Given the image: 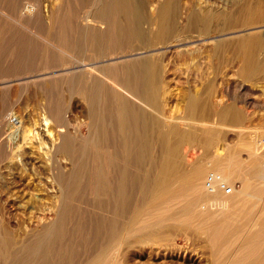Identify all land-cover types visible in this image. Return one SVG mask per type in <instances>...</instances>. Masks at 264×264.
<instances>
[{"label":"bare ground","instance_id":"6f19581e","mask_svg":"<svg viewBox=\"0 0 264 264\" xmlns=\"http://www.w3.org/2000/svg\"><path fill=\"white\" fill-rule=\"evenodd\" d=\"M78 1L80 9L84 10L82 18L86 24L101 25L103 30L88 26L76 29L75 26L76 38L72 40V48L81 60L74 56V65L78 64L80 66L77 68L82 69L86 67L83 62L87 60L102 66L89 69V72L98 75L88 78L84 75L87 70L76 73L72 72L76 67L69 69L73 76L69 81L71 92L80 100L74 104V108L80 107V114L86 117L85 123H73L77 120L73 110L65 111L62 104L53 107L51 97L46 98L42 106L39 105L41 112L38 114L36 109V114L31 108L24 109V115H18L21 120L17 128L10 126V123L11 131L0 157L3 164L0 167V188L8 190L6 202L16 210L26 207L29 202L37 204L43 213H54L55 220L38 230L33 239L26 240L18 248L13 231L4 223L0 224V245L17 249L0 250L3 264H75L73 245L76 242L72 238L79 232L81 234L82 218L94 216L95 233L104 235L106 241H113L123 238L125 232L135 231L137 218L150 214L151 210L147 208L150 200H155L162 208L165 205L177 206L172 207L174 209L168 207V213L161 223L176 221L191 214L197 202L188 203L186 193L194 189L197 198H201L204 190L200 188L199 182L203 181L209 165L224 175L227 182L236 177L235 170L240 164L235 162L232 152L224 158L218 154L211 156L207 152L208 148L218 146L223 136L221 131L204 130L199 125L191 124L189 129L181 130L176 122L168 121L165 117L167 95L173 86H189L185 98V119L198 123H216L231 130L243 126L245 139L251 140L243 148L250 156L246 171L252 176H264V31L254 30L256 26L264 27V5L261 1L254 3L253 0V3L246 4L240 11L232 12L226 2L219 6L211 0H190L191 4L184 6L182 0H161L154 14H151L154 0ZM40 5L26 8V14H34L36 10L40 12ZM75 10L66 0L62 6L54 8L51 17L55 51L62 55L67 54V49L61 42V33L59 35L56 31L66 28L64 14ZM3 12L0 11L5 15ZM22 15L19 20L14 16L6 17L20 22L27 29L24 24L26 19ZM183 15L185 24L181 27ZM245 28L250 32L238 38L211 41L213 36L223 37ZM193 34L206 40L205 43L202 45L199 40L200 45L194 48L181 49L175 55L170 53L172 50L168 49L169 45L177 43L180 38V42L186 44ZM151 51L156 53L138 56ZM121 57L126 59L119 60ZM186 59L192 64L180 75L177 66ZM93 65L88 66H96ZM230 69H236V72L232 74ZM194 71L195 78L192 77ZM42 74L36 75L34 79L37 81L33 82L45 81L48 74ZM182 75L187 76L188 81L181 82ZM228 77L242 80L244 85L241 87L245 91L242 103L262 113L256 133L260 139L258 142H254L255 113H247L235 105L234 97L229 94L233 84L224 80ZM198 83L201 85L200 90H197ZM0 87L4 90L5 83H1ZM218 88L231 103L223 102L222 106L220 104L216 108L212 98L218 93ZM256 88L261 90L257 92L254 90ZM84 128L87 129V135L79 138ZM185 147L194 151L195 148L205 149V152L199 161L187 164L189 162L183 153ZM254 151L257 154L253 157ZM240 176L243 181L249 182L248 177ZM204 186L206 189L205 181ZM207 191L205 195L211 201L219 199L220 190ZM243 191L248 192L247 185ZM41 193L49 197L48 203H42ZM222 193L227 197L234 194ZM256 195L263 200L264 188H260ZM180 203L181 206H178ZM224 205L226 210L230 209L227 203ZM203 216H194L188 222H180L181 225H166V228H159L155 234L143 237L155 242L159 238L158 233L183 231L189 227L187 225L190 222L202 219ZM0 217L2 222L11 220L10 215L4 213ZM73 219L74 224H71ZM230 221L225 219L219 226L209 228L208 231L214 233L209 236L214 247H222L223 243H227L223 235L232 230ZM258 223L259 230L255 233L242 230L245 232L241 237L243 242L237 250H242L239 251L242 253L246 250L242 258L250 262L256 254L255 250H259L258 264H264V216ZM69 224L73 225L72 228ZM205 233L207 236V231ZM229 251L226 250L224 254L230 255L231 259L222 264L244 263L241 257L233 258L234 255ZM222 252L216 250L217 254ZM102 253L103 250L98 251L101 257ZM93 259L91 261L94 262L98 258ZM96 264H104L103 258Z\"/></svg>","mask_w":264,"mask_h":264},{"label":"rangeland","instance_id":"374dc122","mask_svg":"<svg viewBox=\"0 0 264 264\" xmlns=\"http://www.w3.org/2000/svg\"><path fill=\"white\" fill-rule=\"evenodd\" d=\"M211 1L215 3L217 2L219 6H222L223 2L224 3L226 2L228 3L227 5L231 6L230 10L232 12H237L240 11L239 9L243 8L246 4L251 3L253 0H211ZM259 1H261L264 5V0H254L253 2L256 3ZM65 2L66 0H0V11L1 12L4 11L3 13H5V15L4 14L2 15V13H0V72H1L0 84L5 83L4 90L0 89V157L3 154V147L7 143V139L11 131L10 130L11 128L9 127L10 123H11L10 126H12L13 128H17L16 126H18V122L13 124L12 122L13 119L16 118L17 121L21 120L18 115L23 116L25 113L24 109L27 108L29 110L32 109L31 110L32 112L36 109L35 111L37 112V114L38 112L40 113L41 110L39 108L42 106L41 105L42 103L47 101L46 98L49 99L51 97L53 102V107L56 106V104H62L65 108V111L68 112L73 110V112L77 115V120L75 119V122L73 123L83 124L86 122L85 115H82L79 112L80 107L77 109L74 108V104H76L80 100H78V96L76 94L71 92L70 89L71 86L69 84V81H71L73 77L69 73L71 72L69 71V69L71 70L72 68L74 69L75 67L77 68L80 66L78 64L74 65L75 63L74 56L76 58L78 55L77 52L73 51L72 40L74 41V39L76 38V33H75L76 29H81V28L83 29L86 26L97 30L98 29L103 30V28H101V25H96L95 23L86 24V22L82 18L84 17L83 16L84 10L83 8L80 9L78 4L79 1L69 0L71 7L74 9L76 8V10L73 13L64 12L65 13L64 17H66L65 20L66 28L64 30L63 28H59L58 30L60 31L58 30L56 31L58 32L59 35L60 33L62 35L61 42L63 41L62 43L66 46L67 54L62 55L56 52L54 46L55 41L54 38L52 37L54 35V30L53 28H51V24H52L51 17H53L54 8L57 5L62 6ZM159 2H161V0H154L153 6H151V14H154V11L156 10ZM182 3L184 6H188L191 4V1L182 0ZM37 4L42 5V8H40V12L36 10L34 14H31L32 17L31 15L26 14L27 12L26 8H31V6H33V8H36ZM46 6H48V8ZM50 6L51 7L53 6L54 8L53 7L51 8ZM20 14L25 15L22 16L24 20L26 19L24 21L25 22L24 24L27 26V29L26 27L21 26L20 22L18 23L14 19H10L6 17L8 15L14 16L19 20ZM184 19L185 16L183 15V19L181 20L180 23L181 27H183L185 24ZM72 23L74 26L72 25ZM48 27L50 28L48 29ZM262 27L263 26H256L254 30H257V32H263L264 27L263 28ZM249 32L250 31L245 28L242 30L230 32L223 37L221 35L213 36L211 41L215 42L217 40H222L224 38H228V39L238 38L242 35L248 34ZM40 36H42V38ZM196 36L197 35L194 34L191 35L190 36L191 38L187 40L188 42L186 41L187 42L186 44L185 42H180L181 41L180 38L177 43L171 44V46L169 45L168 49L171 48V50L173 51V52L171 51L170 53H173V55H175L177 52H180L181 49L183 50V49L194 48L199 44L200 41L202 42V43L200 42V44L203 45L206 40L202 38H198ZM43 37L46 39L50 37V39L53 40L51 41L50 39H48L49 40L48 41L45 40ZM67 42L68 43L70 42V44H68ZM154 53H156V51L154 52L151 51L148 53L146 52L140 53L138 56H145V55L149 56ZM80 58L81 57H79L78 60ZM123 58L125 57H121L119 60L126 59ZM83 63L86 64V67H83L82 69L77 68L72 72L79 73L83 70L84 71L87 70V72L84 74L85 77L87 78L95 77L98 74L95 72L91 73L88 70L91 68L97 69V67L102 66V65H98L97 62L94 63V62H89L87 60ZM87 64L88 65L94 64L96 66L93 65L94 67H90ZM191 64H192L191 61L188 59L184 60L183 62H180L179 66H177V69H180L178 70L179 71L178 73L181 75V72L182 73L185 72L186 67ZM230 71H232L233 74L234 72H236V69L233 70L230 69ZM38 73L41 74L43 73L42 76L45 74L48 75L46 76L45 81L34 83L35 81H37L34 79L35 76L41 75ZM192 75H194L192 77L195 78L196 72L194 71ZM30 76H32V78ZM210 77L212 78L213 76L211 75ZM187 78H188L187 76L185 77V75L184 76L182 75L181 82H186ZM200 80L201 79L199 78L198 81ZM224 80L226 82H229V84H233V87L229 88L230 91L229 94L234 97L235 105H237V107L240 109H244L247 113L249 112L255 113V118L253 119V126L256 127L255 128L256 131L254 130L255 131L254 142H258L260 139L258 138V134L256 135V133L258 127H260L259 120L262 113L260 112V110L253 108V106L250 107L245 106V104L242 103L243 97L245 95V91L243 87H241L243 82L240 78L228 77V78H224ZM188 87L189 86L186 84L185 85L181 84V86H173L170 89L167 95V102L164 108L165 117H167L168 121L176 122L181 130L189 129L191 124V126L199 125V127H201L204 130L210 131L217 129L221 131L220 133H222L223 136L220 142L218 143V146H213L211 148H208L207 152L211 156L218 154L221 155L223 158L227 157V155L232 152L233 159L235 160V162L240 164L238 169L235 170L236 177H233L231 181L227 182L225 180L224 175H222L216 169L211 168L209 165V168L206 170L203 181L199 182L200 188L202 189L203 187L204 190L203 193L201 194V198L200 197L197 198L194 189L190 191L188 190V192L186 193V197L189 198L187 199L188 203L191 201L197 202V205L195 206V209L191 214H186L185 216L181 217L179 220L176 221L161 223L162 218L166 215V213H168V210L177 208V206L174 204L169 206L165 205L162 208L157 205L158 202H156L155 200H150L149 202L150 204L147 206V208L151 210L150 214L147 216L141 215L140 217L137 218L135 224V231L133 230L132 233L125 232L122 235L123 238L120 237L113 241L112 240L106 241L104 235L96 234L94 229L96 225V220H95L96 218H94V216L91 215L90 216L85 215L86 217L81 219L82 222L81 224L83 225V227L81 228V234L79 232L78 234L73 235L72 238V241L74 242L75 240L76 242V244L73 245V248L75 250V257H74L75 264H84V263L86 264L89 262L90 264L92 263L96 264V262L100 260V258L101 260L103 258L104 264H111L110 262H112V264L115 263L116 264H222L223 261L231 259L230 255L226 256L224 254L226 250H230L229 252H231L232 255H234L233 258L238 259L244 256L246 250H243V253L239 252L242 250H237L243 242V239L241 238L244 235L243 233H245L243 231L250 232L252 230V233L257 232L259 230L258 221L262 216H264V199L260 200L261 198H259L256 195V192L260 188H264V182H263L264 176L262 174L252 176L249 175L248 172L246 171L247 170L246 164L250 160V156L246 151L243 150V148L246 145V143L247 144L250 143L251 140L245 139L246 133L243 126L241 128H235L231 130L226 126L223 125L219 126L216 123H198L185 119V115H186L185 98ZM200 89H201V85L198 83L197 90ZM254 90L259 92L261 89L256 88ZM41 97L43 98V100H41L42 99ZM39 102L41 103L39 104ZM223 102L226 104L229 102L231 103V101L227 98L226 94L222 93L221 89L218 88V93H216V95L212 98V103L214 106H216V108H219L220 104L221 106L222 104H224ZM39 105L41 106L39 107ZM79 105L84 107V104L82 103H80ZM35 111L34 113L36 114ZM14 112H16L17 115ZM18 112L20 114H18ZM7 121L9 122L7 123ZM86 135H87V129L84 128L79 138H84L86 137ZM204 152L205 149L203 150V149L195 148L194 151V149L189 147L187 148L185 147L183 150V153L186 156L187 161L189 162L187 164L196 163L197 161H199V159L203 157ZM256 154L257 152L254 151V154H252V156L254 157V155ZM0 160L2 159L0 158ZM0 163H1L0 167H2L3 164L1 161ZM211 171L221 174L223 179L226 181V183L235 187V192L232 196L227 197L223 195L222 192L219 191L220 193L219 199L217 201H211L205 195L207 194L206 192L208 191L205 189L204 181L208 173H210ZM240 174H242L243 177L244 176L248 177L250 179L249 182L243 181L241 179ZM245 185L248 186V192L243 191ZM8 196H9L8 190L0 188V214L4 213L6 214V216L10 215V219H11L10 221L5 220L4 222H2L0 217V224L4 223L5 225L9 226V228L13 231L18 248L26 240H29L30 238L33 239L37 234L38 230L40 231L43 227L53 222L55 220V214L43 213V209L38 208L37 204L31 202H29L26 205V207L21 208L19 210L13 209L12 206L8 205L9 203L6 202ZM40 199L42 200L43 204H46L50 201L48 200L49 197L45 193H41ZM225 203H227V205L230 206L229 207L230 209L226 210L224 208ZM77 205L82 206L81 204H77ZM178 206H181V203ZM199 214H203L204 215L203 218L193 220V222H190L191 224L187 225L189 227L183 231L177 230V232L174 231L169 234L158 233L157 235L159 236L158 238L159 241L156 240L154 242L151 239L149 240V238H147L146 240L143 237L151 233L155 234L156 231L159 230V228L163 229L166 228L167 226H170L171 224L181 225L182 222H188L190 219H192V217L194 216L197 217L199 216ZM150 217L152 218L150 219ZM146 218L149 219L147 220ZM225 219L232 220L230 222L232 223L231 225L233 228L232 230L225 232L223 235L226 239V241L224 242L227 243L226 244L223 243L222 247H214L209 241L210 239L209 236H211V234L214 233L213 231H208V230L210 227H216L217 225L219 226L220 223ZM73 221L74 219L70 223L74 224ZM141 221H142V225H140ZM234 221L235 222L237 221V223H235ZM14 224L16 225V227H14L15 226ZM71 224H69V227L71 226L72 228L73 225ZM246 228L247 229L250 228V229L247 230ZM206 231H207V236L205 235ZM127 236L129 238H127ZM1 237L2 234H0V238ZM239 239H241L240 242ZM117 240H120L121 243L119 244ZM102 244L104 245V247L108 246L107 250L106 247L104 249ZM116 246L118 248H116ZM110 248L111 250L109 251ZM14 249H16V247L10 249V248L2 247L0 245V250L5 251V250H14ZM99 250H103L102 253L103 255L101 254L102 257L99 256L100 254H98ZM216 250H220V252L222 251L223 252L219 253L220 254L219 255L216 253ZM258 252L259 250H255L256 254H254L255 256L252 258V262H250V260L242 258L244 260V263L258 264L259 263ZM94 257L95 259L98 258L97 261L95 260L96 262L94 261L95 263L93 262ZM91 259L93 260L91 261ZM253 260L255 261L253 262ZM0 264H3L1 259H0ZM225 264H230V263L227 262Z\"/></svg>","mask_w":264,"mask_h":264},{"label":"built area","instance_id":"2783aa9c","mask_svg":"<svg viewBox=\"0 0 264 264\" xmlns=\"http://www.w3.org/2000/svg\"><path fill=\"white\" fill-rule=\"evenodd\" d=\"M14 124L17 123V119H13ZM206 189L209 191L220 190L224 192L226 195H232L234 193V187L230 184L226 183L220 174L211 171L205 180Z\"/></svg>","mask_w":264,"mask_h":264}]
</instances>
